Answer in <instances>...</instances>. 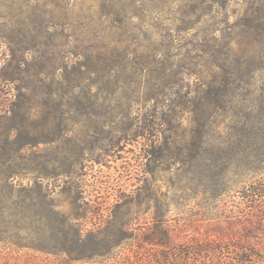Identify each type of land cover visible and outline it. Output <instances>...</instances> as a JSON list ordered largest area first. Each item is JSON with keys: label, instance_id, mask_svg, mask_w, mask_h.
Returning a JSON list of instances; mask_svg holds the SVG:
<instances>
[{"label": "rangeland", "instance_id": "1", "mask_svg": "<svg viewBox=\"0 0 264 264\" xmlns=\"http://www.w3.org/2000/svg\"><path fill=\"white\" fill-rule=\"evenodd\" d=\"M249 83L260 91L248 95ZM261 93L264 0H0V170L42 193L32 215L0 225L16 240L27 235L14 227H26L56 253L6 242L0 264H145L156 214L177 237L201 215L207 231L227 211L241 223V198L220 199L216 213L184 149L193 108L257 116L239 104ZM73 235L101 241L76 250L113 256L68 262L61 238Z\"/></svg>", "mask_w": 264, "mask_h": 264}, {"label": "trees", "instance_id": "2", "mask_svg": "<svg viewBox=\"0 0 264 264\" xmlns=\"http://www.w3.org/2000/svg\"><path fill=\"white\" fill-rule=\"evenodd\" d=\"M218 1L210 0V3L215 5ZM248 85L250 88L248 95L260 91L255 85L250 83ZM258 95L259 101L256 104L245 103L242 100L239 104V107L245 110L252 111L258 108L262 113L257 116L234 114L227 118L225 114L203 115L202 108H193L190 111L192 127L188 131L189 142L184 149L185 172L191 174L192 170L202 165L199 169L201 172L199 193L216 203L218 206L216 213L221 212L222 205H218L222 204L220 199L229 198L230 194H237L241 198L243 202L239 211L241 223L237 224L236 218L233 219L231 216V211H227L225 214L228 216L223 225H211V229L207 231V225L202 219L204 215H201V220L185 222V225L182 223L178 234L183 236L177 237L173 233V226H168L164 222L163 225L161 218L156 214L155 231L151 235L147 234L146 244L150 248L148 254L151 256L146 255L148 263L145 261V264H216L215 260L221 257L223 262L221 264H264V99L262 93ZM230 103V100H223L220 107L224 108ZM200 105L204 106V103ZM226 121L232 124L230 128L236 129L234 133L226 135L223 129L220 130L219 125L225 127ZM215 126H218L216 128L218 132L217 137L213 138L209 133ZM9 180L0 170V217L22 216L23 219L28 213L32 215L36 208L40 207L37 200L42 194L40 186L21 188ZM50 205L47 204L49 213L52 212ZM219 218L220 215L216 214L210 219L214 222ZM14 228L27 237L18 240L8 237L7 239L3 236L5 232L0 225V244L7 242L19 249L37 251L43 255H56L53 250L40 248L32 238H28L30 236L28 228L23 226ZM189 229H192V235H185L190 232ZM216 231L218 234H212ZM61 239L64 240L63 249L60 250L61 256L68 262L79 263L85 262L88 258L113 256L110 251L87 253L80 249L76 250L75 247L83 248L101 242L93 236L83 239L81 235H73ZM109 242L111 241L107 240L106 244ZM115 245L111 243L109 246L114 248ZM115 264L133 263L129 255H124Z\"/></svg>", "mask_w": 264, "mask_h": 264}]
</instances>
